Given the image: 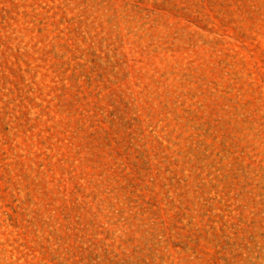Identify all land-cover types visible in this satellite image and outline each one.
<instances>
[{
  "label": "rangeland",
  "instance_id": "rangeland-1",
  "mask_svg": "<svg viewBox=\"0 0 264 264\" xmlns=\"http://www.w3.org/2000/svg\"><path fill=\"white\" fill-rule=\"evenodd\" d=\"M0 264H264V0H0Z\"/></svg>",
  "mask_w": 264,
  "mask_h": 264
}]
</instances>
